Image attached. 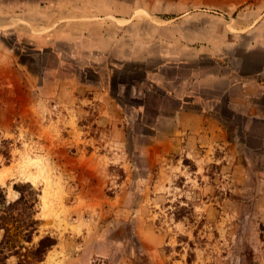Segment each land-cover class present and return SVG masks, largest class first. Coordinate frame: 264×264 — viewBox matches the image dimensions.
<instances>
[{"label":"rangeland","instance_id":"374dc122","mask_svg":"<svg viewBox=\"0 0 264 264\" xmlns=\"http://www.w3.org/2000/svg\"><path fill=\"white\" fill-rule=\"evenodd\" d=\"M256 90L264 0H0V187L38 193L32 242L9 223L10 244L44 240L35 264H264Z\"/></svg>","mask_w":264,"mask_h":264},{"label":"trees","instance_id":"16d2710c","mask_svg":"<svg viewBox=\"0 0 264 264\" xmlns=\"http://www.w3.org/2000/svg\"><path fill=\"white\" fill-rule=\"evenodd\" d=\"M21 188H28L29 190L24 192ZM16 189L19 191V198L13 203H7L4 189L0 187V230H4V236L0 241V264H9L7 260L11 255L17 257L15 264H35L42 259L44 249L48 247V244H44V240L38 243L37 248L19 246L16 244L18 241L10 244L11 237L8 234L7 225L11 223L19 226V228L23 226L25 233L22 235V241L32 242V234L37 224L33 217L38 193L30 184ZM21 250H25V253H21Z\"/></svg>","mask_w":264,"mask_h":264},{"label":"crops","instance_id":"0c3cea01","mask_svg":"<svg viewBox=\"0 0 264 264\" xmlns=\"http://www.w3.org/2000/svg\"><path fill=\"white\" fill-rule=\"evenodd\" d=\"M236 81L235 82H237V80L239 81V84L240 83H243V81L244 80H247L248 79V77L246 76V75H242V74H240V75H236L235 76V78H234ZM188 80H189V87L187 88V89H185V91H187V90H190L192 87H193V83H195L196 81H197V77L195 76V74L193 75H191V77L190 78H188ZM228 85H227V87L228 88H223L222 89V94H223V96L224 95H227L228 97H233L235 94H237V93H235V92H237V83H235V82H232V78H230V79H228ZM186 83H187V81H184L183 83H182V86H185L186 85ZM211 88V86L210 87H208V89H210ZM212 88L213 89H215V85H213L212 86ZM211 88V89H212ZM258 93H260V95H262V97H264V92H263V90H256ZM239 92H238V96H239ZM241 95V94H240ZM253 95L254 96H252L253 98L252 99H254V97H256V95H258V94H255V92L253 93ZM240 98H241V96H239ZM238 97V98H239ZM231 99H233V98H231ZM243 99V98H242ZM254 103L255 102H253V100H252V103H249L248 105L249 106H246V108H247V111H248V109L250 108V110L252 111V114L251 115H253V110H252V108H255V105H254ZM240 104H239V102H238V106H239ZM257 106H256V108L257 109H259L260 108V110H263L264 111V106H262L259 102L256 104ZM260 105V106H259ZM241 107V106H240ZM181 110V109H180ZM179 110V113L178 114H182V115H185V113H187V114H189V118L190 119H192V118H196V119H199L200 118V116H201V114L203 113L201 110V112L202 113H199L198 111H195V112H192V111H189L190 113H188L187 112V109H182V111H180ZM207 113V112H206ZM240 113H241V108H240ZM249 113V112H248ZM200 114V115H199ZM204 114V113H203ZM176 115H177V113H176ZM196 119H194V120H196ZM193 120V119H192Z\"/></svg>","mask_w":264,"mask_h":264}]
</instances>
